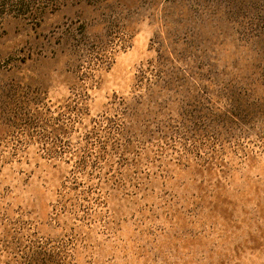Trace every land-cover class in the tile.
I'll use <instances>...</instances> for the list:
<instances>
[{
	"label": "rangeland",
	"instance_id": "374dc122",
	"mask_svg": "<svg viewBox=\"0 0 264 264\" xmlns=\"http://www.w3.org/2000/svg\"><path fill=\"white\" fill-rule=\"evenodd\" d=\"M38 8L0 28V264H264V0Z\"/></svg>",
	"mask_w": 264,
	"mask_h": 264
},
{
	"label": "trees",
	"instance_id": "16d2710c",
	"mask_svg": "<svg viewBox=\"0 0 264 264\" xmlns=\"http://www.w3.org/2000/svg\"><path fill=\"white\" fill-rule=\"evenodd\" d=\"M59 0H46L48 4L51 2H55ZM83 1L85 3H95L97 0H79ZM39 0H0V28L2 27V19L6 15H13V14H19V15H25L28 12L31 11H37L39 8ZM240 104L242 102L240 101ZM250 105V111L255 112L257 111V114L264 116V101L263 102H249ZM244 122V120H241Z\"/></svg>",
	"mask_w": 264,
	"mask_h": 264
}]
</instances>
